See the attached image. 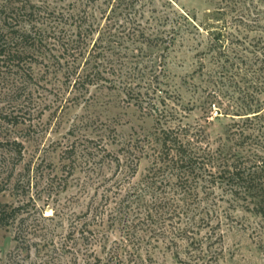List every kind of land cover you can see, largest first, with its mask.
I'll use <instances>...</instances> for the list:
<instances>
[{
  "label": "rangeland",
  "instance_id": "rangeland-1",
  "mask_svg": "<svg viewBox=\"0 0 264 264\" xmlns=\"http://www.w3.org/2000/svg\"><path fill=\"white\" fill-rule=\"evenodd\" d=\"M50 2L65 14L74 4L82 6L102 25L107 21L103 10L112 16V7L104 5V0ZM259 8L264 12V0H140L137 5L139 22L149 34L165 32L169 38L176 31L175 45L167 52V82L176 93V103L188 109L186 122L204 124L210 146L219 157L230 154L238 159L234 156L238 155L240 166L247 170H260L264 162V115L254 118L245 111L257 103L258 89H264V84L256 80L264 70L235 57L232 82L214 88L210 76L219 51L233 58L234 49L241 47L243 55L251 58L250 46L260 36L252 23L258 18L252 13ZM186 16L188 21L183 18ZM116 22L123 23L121 19ZM194 24L201 26L200 30L193 28ZM240 31V37H245L250 46L245 42L243 46L232 45L233 36ZM219 33L223 37L212 50L211 40ZM51 44L26 60L33 79L28 80L23 112L12 115L8 120L11 123H6L0 112V202L7 206L8 213L17 209L14 217L5 220L7 225H0V264H94L92 251L101 252L103 248L92 247L95 234L91 232L105 230L107 235L99 238H109L108 246L120 239L116 227L109 223L100 227L93 219L96 206L104 205L98 213L106 220L116 207L103 199L116 179L107 185L103 181L117 176L122 186L129 188L151 166L148 158H137L141 156L140 142L155 129L154 116L119 87L98 85L76 90L66 74L73 66L83 70L84 57L75 62L62 48ZM4 87L0 81V109L11 103L4 99ZM211 90L221 91L222 103L234 113L222 116L218 114L224 113L219 105L207 107L203 102ZM261 100L264 103V97ZM208 117L210 122L206 123ZM103 145L114 154L126 148L138 155L133 179L125 181L115 164H96L87 157V149L100 151ZM254 186L258 189L253 196L262 200L264 208L261 183ZM212 190L223 220V241L217 246L223 250L219 264H264V209L255 207L251 199L246 201L243 193L234 201L228 187L221 183ZM122 199L118 197L116 202ZM106 204H110L108 209ZM227 216L231 219H225ZM179 258L187 261L185 255ZM179 258L162 247L154 250L152 264H189Z\"/></svg>",
  "mask_w": 264,
  "mask_h": 264
},
{
  "label": "trees",
  "instance_id": "trees-1",
  "mask_svg": "<svg viewBox=\"0 0 264 264\" xmlns=\"http://www.w3.org/2000/svg\"><path fill=\"white\" fill-rule=\"evenodd\" d=\"M139 2L104 0V5L112 7V16H107L103 10L101 13L107 21L102 25L95 14L75 4L65 14L50 0H0V81L6 89L4 99L11 102L0 112L5 121L18 114L16 112H23L28 80L33 79V74L27 72L26 60L29 55L48 48L51 38L54 39L51 45L62 48L75 62L84 57L83 70L73 66L66 74L67 81L76 90L98 85L119 87L125 95L134 96L137 104L154 116L156 124L154 131L140 142L138 161L145 157L151 163L142 179L129 188H124L117 176L103 181L107 185L116 179L103 198L116 207L106 220L98 213L104 205L96 206L93 219L100 227L106 223L116 227L120 230V239L108 246L109 238H99L107 235L105 230L98 234L91 232L95 234L92 247L103 248L101 252L92 251L94 264H152L154 250L162 247L177 258L185 255L187 261L179 258L180 262L219 264L223 250L217 246L223 241L220 232L223 220L212 188L217 183L225 185L234 201L243 193L246 201L251 199L250 203H256L255 207L262 211V200L253 193L258 189L254 186L257 182L264 191V162L261 167L254 165L260 170H247L240 166L242 160L238 155H234L238 159L230 154L220 158L210 146L206 126L186 122L188 109L176 103V93L167 82V52L175 45L176 31L173 30L169 38L165 32L149 34L139 22ZM252 14L258 18L252 23L260 36H256L255 43L250 46L245 37H240L243 33L240 31L233 36L235 42H232L234 46L249 44L251 58L243 55L245 51L240 45V50L234 49L233 58L219 51L210 76V85L214 88L232 82L236 58L264 70V12L259 8ZM183 18L190 19L189 16ZM118 19L123 23L116 22ZM193 28L200 30L201 26L194 24ZM222 37L223 33L217 34L211 40L210 49L216 50ZM256 80L264 84V74H259ZM222 96L221 91L211 90L203 103L209 108L219 105L224 113L218 114L231 115L234 112L230 106H224ZM255 97L257 103L245 111L259 118L264 115L261 100L264 89L259 88ZM209 122L208 117L206 123ZM130 153L121 148L114 154L103 145L100 151L87 149L86 155L96 164H115L122 170L125 181H129L136 176L138 166L135 164L138 155ZM118 197L123 199L116 202ZM110 204H106V209ZM91 210L93 208L89 213ZM16 211L12 209L8 213L7 206L0 202V225H7L5 220L14 217Z\"/></svg>",
  "mask_w": 264,
  "mask_h": 264
}]
</instances>
